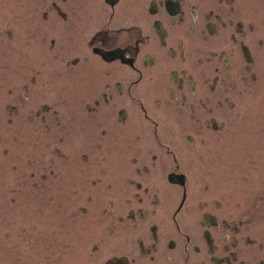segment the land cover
I'll use <instances>...</instances> for the list:
<instances>
[{
	"label": "flooded vegetation",
	"instance_id": "af4514ba",
	"mask_svg": "<svg viewBox=\"0 0 264 264\" xmlns=\"http://www.w3.org/2000/svg\"><path fill=\"white\" fill-rule=\"evenodd\" d=\"M0 3V123L99 264H264V0Z\"/></svg>",
	"mask_w": 264,
	"mask_h": 264
},
{
	"label": "rangeland",
	"instance_id": "374dc122",
	"mask_svg": "<svg viewBox=\"0 0 264 264\" xmlns=\"http://www.w3.org/2000/svg\"><path fill=\"white\" fill-rule=\"evenodd\" d=\"M2 2L9 3L10 0ZM2 9L4 7H0ZM13 140L9 124L2 121L0 264H99V253L93 249L94 245L101 248L105 245L101 244V239L107 237L106 222L102 220L103 212L108 207L103 206V209L101 205L97 207L91 204L85 210L80 209L78 205L83 203L86 194H82L80 203L72 204L75 201L73 198L79 194L72 196L73 192L70 191V194L65 193V200L69 197L71 204H65L60 188V192L51 190L49 194L45 193V201L42 193L31 192L27 179L28 157L14 155L12 147L19 149L20 146ZM10 149L13 150L10 152ZM31 197L34 199L31 200Z\"/></svg>",
	"mask_w": 264,
	"mask_h": 264
}]
</instances>
